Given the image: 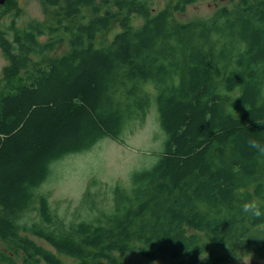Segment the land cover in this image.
Segmentation results:
<instances>
[{
  "label": "trees",
  "instance_id": "trees-1",
  "mask_svg": "<svg viewBox=\"0 0 264 264\" xmlns=\"http://www.w3.org/2000/svg\"><path fill=\"white\" fill-rule=\"evenodd\" d=\"M194 1L156 12L151 0H42L44 23L14 26L12 39L0 30L9 62L0 82V258L121 264L114 253L137 249L151 261L224 260L188 229L264 255V217L240 212L247 200L264 210V154L248 146L264 142V0L178 23ZM64 43L67 53L35 60ZM153 102L165 135L158 161L134 174L130 190L115 189L114 210L99 223L64 231L47 199L35 197L51 164L119 138ZM37 204L41 221L22 224Z\"/></svg>",
  "mask_w": 264,
  "mask_h": 264
},
{
  "label": "rangeland",
  "instance_id": "rangeland-1",
  "mask_svg": "<svg viewBox=\"0 0 264 264\" xmlns=\"http://www.w3.org/2000/svg\"><path fill=\"white\" fill-rule=\"evenodd\" d=\"M176 2L177 0H151V5L154 11L159 12L173 7ZM240 2L241 0H195L187 6L184 14L176 13L175 20L178 23L207 22L210 19H216L224 8L238 9ZM46 18L42 0H9L2 6L0 30L6 32L8 38L12 39L14 31L11 28L14 26L26 29L31 21L44 23ZM131 22L136 28H140L143 24L142 18L138 17H133ZM48 39L49 36L45 35L41 41L46 43ZM66 46L64 43L59 45L54 52H46L47 56H44L46 61L43 57L35 58V60L40 61L41 66H44L50 58L67 53ZM7 64L9 62L0 50V82H2L3 71ZM23 80L28 82L24 77L13 83L21 86L25 83ZM150 89L154 94V88L150 87ZM164 141L165 135L158 120V110L153 102L150 110L143 117L129 123L119 138L104 137L88 150L53 162L49 167L48 176L51 177L35 191V197L47 199L50 211L57 217L59 226L67 227L64 231L85 221L99 223V218L105 217V214L114 210L115 189L119 187L130 190L134 174L150 169L158 161L163 151ZM252 189L250 187L249 191ZM257 203L261 204L259 201ZM37 207L39 208L38 204L24 213L22 224L30 226L34 222L41 221ZM188 232L196 236L199 243L207 247L206 253L212 258L224 259L216 264H243L245 259L248 264H264V255L259 251L243 248L235 243H227L228 245L224 247L219 246L215 242L216 235L197 232L193 229H188ZM34 240L38 245L49 249L43 241L35 238ZM255 247L256 245H252V248ZM3 250L4 244L0 242V254ZM149 251L152 252L151 249ZM113 256L121 264H181V261L166 256H158L152 261L148 260L137 249L125 254L114 253ZM62 258L64 263L73 262ZM7 260L5 256H2L0 264H12ZM14 264L23 263L14 259ZM38 264L47 263L41 261ZM206 264L212 263L206 261Z\"/></svg>",
  "mask_w": 264,
  "mask_h": 264
},
{
  "label": "clouds",
  "instance_id": "clouds-1",
  "mask_svg": "<svg viewBox=\"0 0 264 264\" xmlns=\"http://www.w3.org/2000/svg\"><path fill=\"white\" fill-rule=\"evenodd\" d=\"M248 146L250 149H253L261 154H264V142L257 140L255 138H249ZM240 212L242 214H250L255 218L264 217V210L261 209L260 205L257 203L256 200H247L243 202L240 208ZM243 264H248L247 259L244 260Z\"/></svg>",
  "mask_w": 264,
  "mask_h": 264
},
{
  "label": "flooded vegetation",
  "instance_id": "flooded-vegetation-1",
  "mask_svg": "<svg viewBox=\"0 0 264 264\" xmlns=\"http://www.w3.org/2000/svg\"><path fill=\"white\" fill-rule=\"evenodd\" d=\"M8 1H9V0H6L5 3L8 2ZM5 3H4V4H5ZM4 4H3V5H0V14H1L2 6H4ZM3 8H4V7H3Z\"/></svg>",
  "mask_w": 264,
  "mask_h": 264
},
{
  "label": "water",
  "instance_id": "water-1",
  "mask_svg": "<svg viewBox=\"0 0 264 264\" xmlns=\"http://www.w3.org/2000/svg\"><path fill=\"white\" fill-rule=\"evenodd\" d=\"M6 0H2L0 1V5H3L5 3Z\"/></svg>",
  "mask_w": 264,
  "mask_h": 264
}]
</instances>
